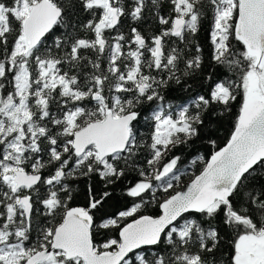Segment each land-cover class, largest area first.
I'll use <instances>...</instances> for the list:
<instances>
[{
    "label": "snow or ice",
    "instance_id": "obj_1",
    "mask_svg": "<svg viewBox=\"0 0 264 264\" xmlns=\"http://www.w3.org/2000/svg\"><path fill=\"white\" fill-rule=\"evenodd\" d=\"M170 4L146 36L122 21L144 20L149 0H0V264H264V0ZM208 10V94L174 110L162 90L204 74L199 45L186 49ZM213 105L234 116L226 142L209 137L175 190L169 154ZM129 172L130 204L105 211ZM82 177L103 189L71 206Z\"/></svg>",
    "mask_w": 264,
    "mask_h": 264
},
{
    "label": "trees",
    "instance_id": "obj_2",
    "mask_svg": "<svg viewBox=\"0 0 264 264\" xmlns=\"http://www.w3.org/2000/svg\"><path fill=\"white\" fill-rule=\"evenodd\" d=\"M130 2V0H129ZM149 9L145 12V19L139 22H133L130 17H125L122 21L123 31L125 34L130 33V28L135 26L146 36H151L152 34L159 31L161 27L158 24V21L155 18L156 12L158 11L160 15H169L171 13V4L170 0H159V8L152 9L150 0H149ZM211 16L212 13L210 10L206 11L205 16L202 18L200 29L198 33L193 37L189 36L188 39L190 43L187 45V51L189 55L195 52V47L199 45L201 51L200 55L203 61V75L197 73L190 77H183L180 84H176L174 81L170 85L162 90V95L165 97L164 101L161 102L165 106L171 105L174 110H178L181 106L189 105L191 101L198 95H207L211 81L207 79V74L214 71V68L211 65V44H210V29H211ZM51 44V41H47ZM183 46V45H182ZM182 67V66H181ZM155 107V104L149 105L145 104L142 106V116L149 114L150 111ZM191 111H194V108H190ZM213 110L218 112L220 106L213 105V109L204 114L205 126L201 128V136L192 142L190 146H179L173 149L172 153L169 154L170 158L172 155H180L181 161L179 162V167L181 170V179L178 186L175 190H180V186L187 184L191 178L193 172L198 174L199 165L195 168H188L190 161L197 155L208 154V145L206 140L211 137L217 139L220 146H223V143L226 142L227 135L231 129V123L234 119V116L226 113L223 118L213 115ZM238 110V104L233 103V113ZM138 129V134L140 137L147 141L148 135L150 133V127H148L147 122L143 119L136 125ZM147 155V150H142L139 158L137 159V164L144 163V157ZM164 162H167V158ZM136 173L129 172L127 178L118 182V187H116L113 194V199L109 200L105 206V211L111 213L114 212L117 208H120L124 205L127 200L130 204V198L122 196L121 189L134 182L136 179ZM176 184L177 182H173ZM92 184L94 191L99 193L103 189V184L98 177H93L92 179L82 177L76 180L71 181V186L74 189L73 191V200L70 201L71 206H85L87 204V188L88 185ZM155 184V181H154ZM164 193H158L159 198H163ZM155 205H150L146 209L147 213H152L156 211Z\"/></svg>",
    "mask_w": 264,
    "mask_h": 264
},
{
    "label": "water",
    "instance_id": "obj_3",
    "mask_svg": "<svg viewBox=\"0 0 264 264\" xmlns=\"http://www.w3.org/2000/svg\"><path fill=\"white\" fill-rule=\"evenodd\" d=\"M189 182H190V181H189ZM189 182H188V183H189ZM185 185H186V184H185Z\"/></svg>",
    "mask_w": 264,
    "mask_h": 264
}]
</instances>
